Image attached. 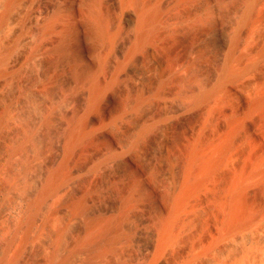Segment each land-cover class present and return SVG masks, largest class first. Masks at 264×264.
Listing matches in <instances>:
<instances>
[{
	"label": "bare ground",
	"instance_id": "1",
	"mask_svg": "<svg viewBox=\"0 0 264 264\" xmlns=\"http://www.w3.org/2000/svg\"><path fill=\"white\" fill-rule=\"evenodd\" d=\"M36 1H38V0H3V4H2L3 8L0 11V34L1 33L4 34L6 32L11 31V37H12L11 39H13V40L18 39L19 40V42L17 43L18 45H20V42H27V43L30 42V44H32V42H34V43L39 42L38 45H41V48L39 49V47L35 44L39 50H36V52H32L31 54L28 52L29 56L32 58H35L38 55V53L43 52L44 53L43 58H44V55L46 56L45 52H48V54L50 52V55H51V53L56 55L55 58H52L54 63L57 64L56 66H58V64L60 63L59 61L64 60L66 62V64L68 65V67L65 65V63H64V66H66L67 69L70 66L72 69L73 77H72L71 81L74 82V86H75L74 90H76V92L78 90H80L79 93L77 92L78 94H80L82 92L81 94L83 95L85 111H86V109L88 111H90V113L88 112V114H92L91 112H94L92 115H95V112L96 113L99 112V113H102V115L106 117V114L108 113V111L112 112V110H113V112L115 111L116 115L121 117V119H120L117 116L119 118L118 120L119 121L121 120V122H124L123 125H125V126L127 124V128L125 126H123L126 128V130H125V134L121 135L122 137L114 135L115 132L118 133V130H119V132H121V134H122V132L124 133V131H123L124 129H122V127L121 128L118 127L119 126L118 125L117 126L118 130H117L115 126L121 122H119L116 117H114V119L116 118V121H118V123L116 121L114 122V119L110 118V119H112V121L114 123L110 121L111 124L110 125L108 123L107 124L109 126H113L112 125V123H113L114 124L113 127H114V129H116V131L112 130L110 128L108 129L107 128L108 125L105 126L106 125L105 124L106 122H105L104 126L106 128L103 127V129H106V130L103 131V129H102V132L100 133L99 131H101V130L99 129V131L97 132V134L100 133L97 135L98 136L97 139L101 143V146L103 145V149L100 151H97L99 149V147L96 146V147H94V149L90 147V150H92V152H91L89 150V146L85 143V138H86L87 132H89L88 129H90V128L87 129V127H89L88 125H91V123H92L91 130H90L91 132H89V133H92V128L94 129L93 124L97 123L94 120L96 116H93L94 119L91 116L92 117L90 119L91 123H89V124L87 123L88 125L85 124L87 126L86 127V129L88 130V131L86 130L87 132L85 131V129L83 131V129H82L83 127L81 128L82 124H80V129H78V130L79 131L81 130V132L76 131L77 133L75 132V130H76L74 127L75 125L72 124V122H74V123L76 122V125H77L76 127L78 128L79 124H77V123H80V122H77L76 119L78 117L76 115H78L79 113L78 112H77L78 114L75 113L76 115H74V116L77 117V118L75 117L76 119L74 118L75 121L73 120V116H72V119H71L72 122L69 124L70 126L71 125L72 126H71V128H69V130L70 129L73 130V127H74V131H71V130L69 131L68 130L69 125L66 126L67 130H68V132H67L68 136H66L67 138L64 136L66 139L64 138L65 141L62 140L64 142L61 144L62 146H61L60 154L58 155L59 157L56 155L58 157V159L55 163L56 165H54V168H51L52 170H50L51 171L50 174L47 175L48 176V177H46L47 179L44 180V182H46L45 183L46 188L43 187L44 185H42V184H44V183H42L40 185V187H43L44 190L42 192L39 191L41 194L39 193L40 195L38 194L39 196L37 195V197H38V199H40V196H41V198H43V197L45 198L47 196L49 199L46 200L43 198L42 201L48 202V200L53 199L52 196H54V194H58L59 192L64 193L63 191H60V190H63L64 188L67 189L70 185L67 186L66 183L67 182L69 183V181L66 182V180H67V178L65 180L66 174H63L64 173L63 171L67 170L69 172L72 170L69 167L70 165L68 163L77 159L76 158L77 156L74 155V152L76 149H78V151L80 149V151H81V152L79 151L80 153H78V151H77V154H79L78 161H79V159L81 160V158H83L82 160H83L84 165H81L82 163H79L82 161H79V162L75 161V163L78 162L81 165V168H79L80 165L78 166V170L80 169L79 171H77V167L75 170L77 172L82 173V174L84 173V174L88 175L87 177L83 176L84 178H88V180H86L87 186H86V184H84L85 182L83 181L84 183H82L83 185H81V186H84V185L86 186V187L85 186L82 187L83 193H81L77 199H76V197H74L76 195V193H75V195L73 196L75 200L73 199L71 201V203H69L71 200L69 198L70 200L67 203L68 206H66V205L65 206L68 209L70 208V210L68 212H72L71 213L72 216L68 215V217H70L69 220L71 218H76V215L77 216L80 215L81 218H83L82 216H84V219H82V220H84V222H82L83 227L81 226L82 229L79 233L77 231L76 232L77 234L75 236L73 234V237L72 238L70 237L71 239H70V242H68V245L65 244L67 246L61 250V247L63 248V246H65V245H63V242H64V239H66V233H67L66 231H68L67 228L69 226H70V228L72 226H74L72 224H71L72 225L71 226L70 222H69V224L66 222V224L68 225V227L64 226L66 228V231L64 230L65 229L64 228L62 231L59 230L58 233L56 231L55 232V233H57L56 235L53 234V235H55L54 236L55 239H53L55 248L53 249V251L51 253H49L47 259L45 258V261L43 263H41L43 261L42 260L40 263L41 264H264V161H262L263 158H262V160L259 161V158H260V156H259V158H257V160H258L257 161L256 157L253 158V156H252V158L254 159V161H253L254 163H251V165L252 164L253 165L249 166L248 162H247V165L250 167V169L247 170L246 167H244V169L242 168L243 170H245V169L247 170V171L245 170L247 173L244 171L245 174L241 173L243 171L242 169H241L242 171L241 170L239 171L238 175H236L237 173H235L236 172L235 170L233 173H231V171H233V170H231L230 171L231 174L234 175V173H235V177L233 178L231 183L229 182V184H231V185H226V184L223 185V184L219 183L220 185H218V186H209V181L211 179H214L216 177V174L217 175L219 174L217 168L218 167L220 168V166L222 167V165L218 166V164H219L218 160H220L221 156L219 155L218 160H216L217 158L213 157L214 159L209 158L210 160L207 159L208 161H205L203 163L202 161H204V160H202L201 158L203 157L202 154H204V153L201 152V150L199 148V145H201V144L198 143V141L200 140L199 135H203V132L199 135L197 134V132H194L197 134V137L196 138L194 137L196 139V141H194V139H192L194 144L191 143L193 145L191 148L188 145L190 150H188L189 148L187 149L189 151V153H187L188 154L187 156H189V158L184 157L186 155V153L184 156L181 154L184 158H186L184 160V158L181 156V158H183V160H184V161H181V159L179 157L180 155L178 156L179 157L178 158L177 155L174 154L177 157L176 160L178 161V159H180L181 163L182 162L184 163L185 161H187V158H188V162H185L184 166L182 165V167H183V168L181 167L182 170L177 171V168L180 167L181 163L179 166L177 165V168H176L177 162L175 163L176 160L174 161L175 158H173L172 154L170 153L171 151L169 150V146L171 145L170 140H172V138L174 139L176 135L172 138L170 137L173 134V133L171 134V132H172L171 126H173V125H172V123L169 122V119H168L170 117V114L173 117L174 116L178 117L180 115L184 116L182 114L184 106L179 101H182V100L185 101L186 100V102L188 101V102L192 103L194 106H198V105H201L203 103L205 104L206 101L213 100L214 98H217L218 96L220 97L223 94H225V96H229L228 94L226 95V93H231L230 96L232 95V97H233L234 96L233 91H235V90L236 91L238 90V92L240 91L241 88L239 86V81H238V80H240L239 78L245 74H246L245 77H247L248 73H250L253 70H255L256 68H258V67H256L259 64L258 58L260 60H261V58L264 59V47H262V46H261V48H263V49L259 50L258 52L255 50L256 52L254 51V54H247L246 55L244 53V54L240 55L237 53V50H236L237 47L242 46V45L238 46V44H237L238 36L242 35V30L246 31V29H243L244 26H248L247 25L248 23L250 24V22H254V21H252V19H253L252 14L255 13L253 11H254V9H256V5H258V3H261L262 0H245V5H244V8H242V9L240 8V5H239V8L241 9V11H240L241 13L239 12L240 14H238V16L240 17V19L237 18L238 16L236 17L237 20L233 17L237 21V23H236L235 21H233V18H231L232 21L235 22V24H236L235 37L229 41L228 40V36L230 35L229 33H227V34H229L228 36L224 35L225 34L224 32H223L224 34H220L221 36L223 35V38L220 41V49L223 52L222 62L220 63L221 69L219 68L220 72L218 71L220 74L217 75L218 72L216 73V75L210 74L211 75V77L209 75L210 78L207 75H205L206 77H204V78H206V80L205 79L200 80L199 74L201 75V73H203L202 70H200L201 73L197 72L198 75H195V72H192V73H194V75H192V73L189 72L191 74L192 79L194 77V80H193L194 82H195V80H196V82L198 80L203 81L202 83H200V81H199V84L197 83L198 84L197 86H194V85H196V82H195V84L191 85L193 82L190 83L192 81L190 79L191 78L190 76H189L190 81L187 78L184 80L183 79L179 80L176 76H174L175 74L170 73V70H171L170 67L172 65H176V66L178 65L179 70L177 68H172V69H173V71H175L174 69H177L176 71H178V74H179L180 68L183 67V65L181 67H179V65L181 64V61H182L180 49H184V48H182L183 47V44H182V47H180V48L178 47L177 49L172 50L175 46L172 48L171 44L172 43L176 44L177 42H179L177 36L180 37L179 34L183 35L184 32L187 31V29H189L188 32H191L192 27L189 25L196 24L197 26L198 25L200 26V24L203 23L204 24V25H202L203 29H204V27L206 29V26H205V24H206L208 27L207 28L208 30H209V28H213L214 25L216 27V24L218 23V22L215 23V20L216 21L218 20V19H215L218 15L216 11L219 8L217 9L218 5H217V7H214L212 5V3H213L212 1H214V0H204V3H202L203 0H202V2H200L199 0H160V3H159V0H55V5L52 4V2H50L52 4V7H53V5H54V7H53V9L51 8L52 10H50L51 12L49 11V14L43 15L42 12H40V9L38 8L39 12L36 11L37 9L34 10L33 12H31V10H30V14L24 15V16H26L25 19L22 18V14H24L26 12L28 13V10L30 8L33 9L32 6H34V4H36ZM197 1H198V3H196V5H195V2H197ZM239 1H242V0H239ZM158 3H159V5H158ZM215 3H213V4L215 5ZM235 4H236V2H235ZM189 6H190V8H189ZM35 7H36V5H35ZM234 7H235V5H234ZM215 8L217 10H215ZM238 9H237V11H238ZM235 10H236V8H235ZM230 13H231V11H230ZM259 13H260V11L258 12V14ZM215 14H217V15H215ZM229 16H231V15H229ZM225 17H227V16H225ZM226 19H230V18H226ZM238 19H239V21H238ZM255 19H257V18H255ZM263 19L261 21H263ZM159 20H160V22L161 21L163 22V24H162L163 26H165V24H166V27H167V25H168L170 27V31L173 29L172 30L173 35H171L170 37L168 36V37L174 39L173 36L174 37L176 36L175 37L176 40L174 39L176 42H174V41L173 42H167L166 41L167 39H164V41H166V42H163V40L161 39L163 37L160 38V35H162V34L159 31H158V34H160V35L158 37L156 36V35H158L156 30H158L159 27L157 29H155V27H156L155 25L159 24ZM20 21H22V22H20ZM257 22H259V21H257ZM257 22H254V23H257ZM198 23H200V24H198ZM222 23L223 22H221V24ZM254 23H252V24H254ZM235 24L233 23V25H235ZM159 25L161 26V24H159ZM222 25H224V23ZM259 25H261V24H259ZM199 26L197 28H199ZM222 27H220V28H222ZM194 28H196V27H194ZM217 28H219V26H217ZM232 28H233V26H232ZM255 28H257V27H255ZM199 29H201V28H199ZM208 30L206 32H208ZM164 31L168 32L169 29L165 28ZM225 31H227V29ZM244 33L246 34V32H244ZM167 34H169V33H167ZM167 34L164 35L166 38H167ZM170 34H171V32H170ZM251 34H249V35H251ZM153 35L156 36V39H161L162 42H160V40L158 42H154V41L152 42L151 41L152 39L155 40ZM182 35H181V38L183 39ZM209 35L210 34H208V36ZM211 35H213V34H211ZM201 36H200V38H201ZM184 37H185V34H184ZM256 37L259 38L258 36H256ZM203 38H201V40ZM239 38H241V37L239 36ZM186 39H187V37H186ZM188 39H189V36H188ZM193 39H195V38H193ZM193 39H192V42H193ZM259 39L261 40V38H259ZM238 40H240V39H238ZM254 41H255V39H254ZM83 42H86V44L89 43L87 45L88 48H84L86 46H83L84 45ZM195 42L196 41H194V43ZM187 43L188 42H186L185 44L190 46L189 43H191V42L189 41V43L188 44ZM194 43H191V44H194ZM198 43L199 42H197V44ZM22 44H21V46H22ZM174 44H172V46ZM185 44H184L185 48H188V47H186ZM197 44L195 43V45H197ZM191 47H193V48H192V50L190 49L191 52H189V53L190 54L192 53V55H197L196 53L202 54L204 49H207L208 47H213V45L207 46V47L205 45L206 48L203 46V47H198L197 49H195L194 45H192ZM26 48H24V49H26ZM10 49H11V47H10ZM217 49H218V47H217ZM251 49H253V48L251 47ZM4 50H5V48H4ZM30 50H33V49H30ZM208 50L210 52L211 48H209ZM238 50H239V48H238ZM1 51H2V49H1ZM13 51H15V50H13ZM33 51H35V49ZM181 51H183V50H181ZM206 52L209 53L208 51H206ZM206 52H205V54H206ZM11 53H12V51H11ZM21 53H19V54L21 55ZM4 54L2 53L3 56H4ZM6 54L8 56L7 52H6ZM200 54H198V55H200ZM203 54L200 56L201 57L204 56ZM209 54L211 55V52ZM26 55H28V54H26ZM186 55H188V54L186 53ZM210 55H208L209 59H211ZM38 56L40 57V54ZM167 56L169 57V59L167 58ZM170 56H174V58L170 59ZM197 56H196V58L199 57V56L198 57ZM11 57H13V55H11ZM18 57L19 56H15V58H18ZM25 57H24V61H25ZM4 58H6V57H4ZM15 58L12 59V61L15 60ZM50 58H51V56H50ZM196 58H195V60L198 61V59H196ZM205 58L207 59V61L209 60L208 57L204 56L203 59L205 62H206ZM213 58H214V55H213ZM213 58H212V60H213ZM7 59H11V58H7ZM44 59H46V57ZM52 59H51V61H52ZM199 59H200V57H199ZM0 60H1V58H0ZM28 60H26V62ZM34 60L35 59H33L32 61H34ZM37 60L39 61V59H37ZM40 60L43 62V59H40ZM190 60H192V59H190ZM202 60L200 59V62L202 64H204L203 63L204 61L202 62ZM21 61H23L22 58L16 60L15 62L13 61L14 63H17L15 65H18V63H19V65L16 66L19 69L23 65L22 64L20 66ZM216 61H218V60H215V62L214 61L213 62L216 63ZM219 61H220V59H219ZM2 62H0V64ZM4 62H6V61H4ZM184 62H188V61H184ZM210 63L213 64L212 62H210ZM38 64L39 63H37V65ZM55 64L52 63V65H55ZM61 64H63V63H61ZM186 65H184V67ZM190 65H191V63H190ZM216 65H218V64H216ZM0 66H3V65L1 64ZM11 67L13 68V66H11ZM16 67H14V68H16ZM34 67H37V66H34ZM207 67H209V66H207ZM32 68H33V65H32ZM52 68H53V66H52ZM60 68L61 67H59V69ZM210 69H211V67H210ZM16 70H18V69H16ZM52 70L54 71V69H52ZM64 70H65V68H64ZM64 70H62V72H64ZM184 70L186 71L185 68H184ZM207 70H208V68H207ZM207 70H206V72H207ZM214 70H215V68H214ZM259 70H261V69H259ZM50 71H51V68H50ZM187 71H190V70L188 69ZM187 71L184 72L183 74H181L180 76L182 77L185 73L189 74V73H187ZM197 71H199V70H197ZM12 72H13V70H12ZM24 72H26V71H24ZM46 72H45V74H46ZM66 72L71 73L68 71H66ZM253 72L256 73L255 71H253ZM39 73H41V72L39 71ZM180 73H182V72L180 71ZM35 74L37 75L38 73H35ZM54 74H55V72H54ZM41 75H39V76H41ZM63 75L66 76L65 72ZM44 76H47V75H44ZM55 76H57V75H55ZM186 76H188V75H186ZM32 77H34V76H32ZM57 77H59V76H57ZM68 77H70V76H68ZM201 77H203V74L201 75ZM7 78H8V76H7ZM48 78L50 79V77H48ZM48 78L44 81L46 82L47 80H49ZM62 78H64V77H62ZM66 78H67V76H66ZM184 78H185V76H184ZM36 79H37V81L39 80V78H37V77H36ZM36 79L35 80L33 79L34 81H32L31 79L30 80L32 82H35ZM74 79H75V81H74ZM242 79H243V77H242ZM50 80H52V79H50ZM50 80H49V82H50ZM67 80H68V82L70 81L69 78H67ZM236 80L238 82H236ZM44 81L41 82V79H40L39 82H41L42 84L40 83L39 87L41 85L44 86V84H43ZM124 81L130 82L129 84L133 85V87L130 86V88H128V86H127L128 84L126 83L127 85H125ZM28 82H29V80H28ZM39 82L38 83L36 82V84H39ZM49 82H47V83H49ZM121 82L124 83L125 87L127 86V88H128L127 90L123 91L124 86L122 87L123 90H121L119 88L122 85V84L120 85ZM234 82H236V84L238 83V86H239L238 88H240V89L237 88V89L233 90L231 88L232 86L236 85V84L233 85ZM245 82H247V81H245ZM187 83H188V86L187 85L184 86V84H187ZM3 84H5V82ZM3 84H2V86H3ZM56 84L57 83H55V85ZM251 84L252 83H250V86H251ZM33 85L31 86L32 89L34 88ZM51 85H53V84H51ZM69 85H71V83ZM240 85H242V84H240ZM2 86H1V88H2ZM48 86H49V84L47 86L45 85V87H47V88H48ZM62 86L63 85H61V87ZM65 86H66V84H65ZM31 87L29 85V88H31ZM42 87H41V90H42ZM45 87H43L44 93L49 92V90ZM51 87H50V91L52 90ZM58 87H60V86H58ZM247 87H248V85L246 86V88ZM71 88H73V87H71ZM71 88L69 86L67 90H69ZM56 89L58 90L57 87H55V90ZM64 89H66V88H64ZM36 90H34V91L36 92ZM53 90H52V92H49L51 97L53 95L52 93L54 92ZM10 91L13 92L12 90H10ZM10 91H8V93ZM38 91H40V90H37V92ZM64 91H66V90H64ZM70 91H72V89L69 90V92ZM42 92H40V93H42ZM60 92H62V91H60ZM242 92H243V90H242ZM49 93L47 94L48 96H49ZM64 93H66V92H64ZM259 93H260V91H259ZM55 94H57L56 91H55ZM78 94H76V95H78ZM239 95H240V92H239ZM18 96H19V94H18ZM57 96H58V94L56 95V97ZM59 96H58V98H59V100H61L60 98H62L63 96L62 97L61 96L59 97ZM225 96L223 95L222 98H226ZM4 97H5V94H4ZM41 97H43V96H41ZM243 97H244V94H243ZM255 97L261 98L260 96H255ZM36 98H37V96H36ZM227 98H229V97H227ZM236 98H239V96L237 94L235 95L234 100ZM44 99H45V97H44ZM54 99L51 98L52 101H54ZM69 99H67V100H69ZM220 99H221V97L219 99H216L217 102L214 103V105L217 104L216 106H218V104H219L218 101H221ZM239 99H236V100L239 101ZM246 99H247V96H246ZM261 99H262V101L258 102V100H257V102L254 105L251 104V105H253V107L251 106L252 108H249L250 106L249 107L247 106V108L252 109L254 111V113H255V111H256V113L257 112L260 113V116L262 117V120H263V118H264V100H263V98H261ZM13 100L15 101V99H13ZM34 100H36V99H34ZM48 101H46V102H48ZM56 101H58V100H56ZM61 101H63V100H61ZM246 101H245V103H246ZM248 102H249V100L247 101V103ZM31 103H33V101H31ZM209 103H206L208 105L205 107L209 108L211 106V105H209ZM249 103H251V100ZM18 104H19V102H18ZM49 104H51V103H49ZM210 104L213 105V103H210ZM237 104H238V102H237ZM214 105H213V107H214ZM239 105H241V104L239 103ZM41 106H43V105L41 104ZM47 106H50V105H47ZM187 106H189V104ZM40 108H42V107H40ZM80 108L82 109L83 107L81 106ZM190 108H192V106ZM208 108H206V109H208ZM244 108H246V105ZM27 109H28V107H27ZM199 110H201V109H199ZM213 110H214V112H216L215 107H214V109L212 108L211 111L213 112ZM239 110H240V108H239ZM20 111H22V110H20ZM44 111H45V109H44ZM185 111L187 112V114L185 113L186 116H184V118L185 117L187 118L188 113L189 112L192 113L191 112L192 109L190 111H187L185 109ZM233 111L234 110H232V112ZM13 112H14V110H13ZM29 112H30V110H29ZM29 112H27V114ZM31 112H32V110H31ZM56 112L58 113V111H56ZM74 112H76V111H74ZM207 112H209V111H205L204 113L207 114ZM212 112H210V114H212ZM246 112H247V109H246ZM193 113H196V111L195 112L193 111ZM228 113H230V112H228ZM238 113H239V111H238ZM249 113H250V110H249L248 114ZM50 114L51 113H49V115ZM63 114H65V113H63ZM81 114H82V116H84L83 113H81ZM109 114H111V113H109ZM213 114H215V113H213ZM219 114H221V113H219ZM248 114H246V115L248 116ZM252 114H250V115H252ZM35 115H36V113H35ZM51 115L47 116L50 118V120H47L48 118H46V117H45L46 119L44 117H42L45 119V122H46V123L44 122L45 124H47V121H49V123H52V122H50L51 118H52ZM99 115L97 117H101ZM233 115H234V113H233ZM253 115L251 116L252 118H253ZM57 116H59V115H56L55 119ZM89 116L85 115V117H89ZM103 116H102L101 120L106 119L105 117L103 118ZM167 116H169V117H167ZM182 116H180V117H182ZM226 116H228V115L226 114ZM239 116H242V115H239ZM256 116L259 117L258 115H256ZM256 116H254L255 120H257ZM107 117H108V114H107ZM180 117H178L176 119V121L178 119H180ZM244 117L246 119V116H244ZM165 118H166V120L168 119L167 122H166ZM227 118H229V117H227ZM242 118H243V116H242ZM247 118H249V116ZM37 119H40V118H37ZM55 119L53 118L54 121H55ZM108 119H106V120H108ZM101 120L99 121V123H101ZM244 120L242 119L240 121L243 122ZM172 121H175V120L172 118ZM259 121H261V120H258V122ZM55 122H53V123H55ZM229 122H230V120H229ZM229 122H227V123L229 124ZM258 122H256V123H258ZM84 123H86V122H84ZM115 123H117V124L115 125ZM263 123H264V120H263ZM63 124H65V123H63ZM190 124H192V123H190ZM261 124H262V122H261ZM120 125H122V124H120ZM204 125H206V124H204ZM207 125H206V128H207ZM236 125L234 126L235 128H237ZM243 125L241 126V128L245 127L247 124L245 126H243ZM253 125H254V123H253ZM262 125H259V126H262ZM37 126L38 125H36V128H37ZM183 126H185V124ZM202 126H203V123H202ZM251 126L252 125L250 124V127ZM31 127L33 129L32 125H31ZM41 127H42V125H41ZM230 127H232V126H230ZM235 128H232V129H234V131H235ZM247 128L249 130L252 129L249 127H247ZM121 129H122V131H121ZM174 129L173 130L176 131V128H174ZM203 129H204V126H203ZM224 129L225 128L223 127V130ZM239 129L240 128H238V131H235L233 133H230V134L227 133V135L228 134L229 135H228V137H224L225 140L227 138L226 142L224 141L225 143L221 142L220 140H218V142H216L219 144H220V142L224 143L223 145H221V144L220 145H217V144L214 145V144H212L213 141H212V143L211 142L210 143L213 145V147H215L217 145L216 148H219V150L216 149V151L218 150V152L223 151L224 149L228 150L229 148L227 149V147H229L230 141H232V137L235 136L236 132H239L237 134H242L241 133L242 130L240 129L241 130L240 131ZM244 129H246V128H244ZM111 130H112V132H111ZM223 130H221V131H223ZM113 131H114V133H113ZM197 131H198V129H197ZM225 131H226V129H225ZM230 131H232V130H230ZM37 132H38V130H37ZM42 132H44V131H42ZM250 132H251V130H250ZM17 133H18V131H17ZM21 133H23V132H21ZM194 133H193V135H196ZM0 134H1V132H0ZM24 134H26V133H24ZM65 134H66V132H65ZM93 134L94 133H92V136H93ZM118 134H120V133H118ZM153 134H155L154 138L158 137L160 139L161 148L159 147L158 149L159 150L161 149V150L157 153V156H156V153L154 152L155 155H153V156H155V157H152V160L154 158H156V161L151 160L153 163V165H152L153 169H151V168L149 170L148 169H141V168L137 167L138 165L136 166L134 164V162H135V161L133 162L134 156H136L137 151H139L141 149L144 150L143 147L148 145L147 144L148 140L151 141L150 139L153 138L152 137ZM247 134H248V131H247ZM221 135H222V133H221ZM251 135H254V134H251ZM251 135L249 134V136H247L245 133L244 136L245 137L247 136V138H248ZM33 137H36V135ZM94 137H90V138L94 139ZM183 137L184 136H182V138ZM221 137H223V136H221ZM239 137H240V135H239ZM243 137H240L239 139L242 141ZM252 137H250V138L253 139ZM87 138L89 140L88 135H87ZM198 138H199V140H198ZM207 138H209V137H207ZM234 138L238 139L237 137H234ZM7 139H8V137H7ZM91 139H90L89 143L96 142L95 140H91ZM202 139H204V138H202ZM221 139L223 140V138H221ZM239 139L236 140V142L238 141V143H239ZM202 141H201V143H202ZM1 142H3V141H1ZM154 142H155V140H154ZM180 142H181V140H180ZM186 142H187V140L185 141V143ZM196 142H197V144H195ZM205 142L206 141H204L202 144H204ZM236 142L234 141V143H236ZM257 142H258V140H257ZM210 143H209V145H210ZM92 144H95V143H92ZM155 144H158V142ZM181 144H183V143H181ZM240 144L242 145V144H244V142L242 141V143H240ZM149 145H150V143H149ZM201 146L205 147L206 145H201ZM218 146H220V147H218ZM18 147H19V145H18ZM57 147H59V146H57ZM156 147H157V145H156ZM207 147H209V146H207ZM232 147H230V148H232V151H234V147H236V145L234 144V146H232ZM246 147H247V145H246ZM154 148H151V149H154ZM237 148H238V145H237ZM95 149H97V150H95ZM172 149H173V147H172ZM220 149H223V150H220ZM18 150H20V149H18ZM33 151H35V150H33ZM42 151H44V150H42ZM57 151H58V149H57ZM147 151H149V150H147ZM153 151H155V150H153ZM179 151L176 150V152H178L180 154L182 150H179ZM105 152L109 153L106 157H104L105 155H103ZM184 152H186V150ZM211 152H213V151H211ZM173 153H174V151H173ZM209 153H208V155L212 156V154L211 153L209 154ZM215 153H213V155H215ZM228 153H231V152H228ZM22 154H25V151ZM17 155H19V154H17ZM147 155H149V156H145V157L151 156V154H149V153ZM88 156H89V159H87ZM205 156H207V154H205ZM209 156H207V158ZM228 156H229V154H228ZM145 157H144V160H147L148 158H145ZM73 158H75V159H73ZM101 158L110 159V162H111V164H113V168L115 171H113V168L111 170L110 167H109L110 169L107 168V170H105V168L104 169L102 168L103 169L102 170L101 166H98L99 165L98 163H100V165L102 164ZM71 159H72V161H70ZM141 159H139V161ZM224 159H225V157H224ZM222 160H223V158H222ZM34 161H35V159H34ZM106 161H108V160H106ZM180 161H178V163ZM224 161L222 162L223 164L225 162L228 163L227 162L228 159H227V161H225V162ZM110 162H108V165H110L109 164ZM140 162H143V161H140ZM144 162L146 164V161H144ZM201 162L203 163V165L201 167H198L202 164ZM78 163H77V165H78ZM103 163H105V161ZM135 163H138V162H135ZM198 163L199 164L201 163V164L199 165ZM18 164H19V162H18ZM151 164L148 165V163H147L146 166L147 165L151 166ZM225 164L222 167L223 169L225 167ZM228 164H226V165H228ZM45 165H46V163H45ZM67 165H69V166H67ZM104 165L102 164L103 167H107L106 163ZM142 165H143V163H142ZM13 166H15V165H13ZM40 166H42V165H40ZM97 166L100 167V169H101L100 173H101V171H105V172L109 171V172H107V173L103 172L102 173L103 175L102 174H96V172H93V173H95V175H93L92 170H95ZM114 166L116 167V169ZM238 166H240V165H238ZM245 166H246V164H245ZM2 167H4V166H2ZM35 167H37V166H35ZM73 168H75V166ZM143 168H145V167H143ZM181 168H178V169H181ZM18 169H19V167H18ZM68 169H70V170H68ZM221 169H220V172H221ZM239 169H240V167H239ZM153 170H156V172L153 173ZM6 171H7V169H6ZM6 171H5V173H6ZM35 171H37V170H35ZM95 171H97V170H95ZM224 171H225L224 173H229V171H227V172H226V170H224ZM44 172H46V171L42 172V177H43ZM21 173H22V171H21ZM48 173H49V171H48ZM48 173H45V174H48ZM104 174H106L105 178H104L105 181H103L104 180L103 178L101 179V175L103 177ZM32 175L30 174V176H32ZM79 175H81V174H79ZM90 175H93L92 176L93 178H91ZM97 175H98V177H100L99 179H101V181L105 182L104 188L102 187L103 185L101 186L104 189L101 193L99 190L100 188H98V186L102 182L100 181V183L98 182V184H97V182H96L97 180L96 181L94 180V178ZM226 175H228V174H226ZM8 176H10V175H8ZM20 176H21V174H20ZM81 177H80V179H81ZM32 179H31V181H33ZM36 179H38V178H36ZM69 179L72 180V178H69ZM26 182H29V181H26ZM71 183H72L71 185H73V184L75 185V182L74 183L71 182ZM250 183H252V186ZM36 184H34V185H36ZM246 184H248V186L250 184V186L252 187L251 188L252 191L250 188L247 187ZM213 185H216V184L214 183ZM58 186H61V187L66 186V187H64V188L60 187L61 189H59ZM81 186H80V188H81ZM8 187L9 186H7V188ZM75 187H77V186H75ZM38 189H39V187H38ZM82 189H80V190H82ZM4 190L6 191V189H4ZM7 190L9 191V189H7ZM41 190H42V188H41ZM0 191H2V189H0ZM17 191H19V190H17ZM32 191L33 190H31V192ZM9 192H11V190ZM9 192H7V193H9ZM13 193L15 194V191ZM27 193L30 194V191ZM33 194H35V193H33ZM59 194H61V193H59ZM10 195H12V192L10 193ZM16 195H17V193H16ZM68 195L66 194V196H68ZM92 195H97V197H98V195L99 196L102 195V197H105V200L108 197V198H110L111 201L109 200L110 203L108 205V202H106V203L102 202V201H104V200H102L103 199L102 198L101 201H99V202L97 200L96 201L98 203H103L106 206H101L103 204L95 205L97 203V202L95 203L93 201V200H95V198L93 200L90 199V197H92ZM55 196H57V195H55ZM15 197L18 198V195L14 196L13 198L11 196V198L13 200L17 199ZM71 198H72V196H71ZM64 199H62V200H64ZM98 199H99V197H98ZM23 200H25V199H23ZM7 201H8V199H7ZM36 201L35 202L33 201L35 204H33V202H32V204H30V206L32 207V205L33 206L36 205L37 208H40V207L42 208L43 207V206H41V205H43L42 201L40 202V200H38L37 203H36ZM14 202H16V201L14 200ZM38 202H40V204H39L40 207H38ZM45 202H44V204H45ZM60 203H59V205L62 204V203L61 204ZM23 204H25V203H23ZM12 206H13V204H12ZM30 206H28V208ZM94 206L96 207V209ZM10 207H8L7 209L8 210L11 209ZM45 207L46 206H44L43 208H45ZM59 207L61 208V206H59ZM23 208L25 209V207H23ZM23 208L20 209L22 211V213L24 211ZM28 208H26V209H28ZM43 208H42V210H43ZM7 209H5V210H7ZM17 209H19V208H17ZM15 210L13 212H15ZM32 210H35V209H32ZM32 210L31 211L28 210V211H30L33 215L34 214L33 212H35V211H32ZM54 210H56V209H54ZM39 211H40V209H39ZM39 211L36 213H39ZM56 211H58V210H56ZM5 212L0 213V214L3 215ZM25 212H27V210L24 211V214H25ZM66 212H67V210H66ZM22 213H20V214H22ZM53 213L55 214V216L53 215V217H56V215L58 216L59 212H56L57 214L55 212H53ZM5 214H8V213H5ZM27 214H28V212H27ZM27 214H25V216H28V217H25V219H23V221H22V218H24V215L22 214V216H21L22 218L20 220L21 223H23L24 227L21 224H16V225H21L23 228V229H21L20 228L21 226L20 227L17 226V227H19V229L18 228L17 229L20 232H22V230H23V232L21 234L18 232L15 233V236L17 233L19 235H21V238L17 235L18 240H20L19 241L20 245L18 244V242H16L19 245V248L17 245L15 247V243L13 242V238L11 239L12 240L11 243H14V244L10 245L11 248L9 250H11L13 246L18 250H15L14 256L12 255V257H11L12 259L10 258L9 254L7 253L9 256L8 258H10L11 260L8 259L7 262L6 261L5 262L0 261L1 262L0 264H14L15 262H16V264H19L21 259L25 260L21 256V253H22L21 250L23 249L21 247L25 248V246H27L26 244H28L29 240H31V237H32V236H30V232L31 233H32V231L34 232L33 229H35V228L37 229V227L39 225L38 223L42 220V218L39 219L41 216H39V218H38V214L36 215L37 217H34L35 214H34V216H32L31 214H29V215H27ZM50 214L51 215L49 217H52V213H50ZM64 214H66V213H64ZM64 214H63V216L65 217ZM8 215L11 216V214H8ZM12 215H13V213H12ZM16 215H17V213H16ZM41 215H42V213H41ZM3 216L0 215V217H2V218L7 217V215L4 217ZM10 216H8L9 219H10ZM53 217H52V219H53ZM79 218L80 217H78L76 219H79ZM37 219H39L40 221H38ZM57 219H60V216ZM24 220H25V223H24ZM36 220H37L36 225L38 224L37 226L34 224L36 222ZM73 220H75V219H73ZM64 221H65V219H64ZM71 221H72V219H71ZM7 224L9 225V223H7ZM42 224L44 225V223H42ZM42 224H40V225H42ZM62 224H63V222H62ZM34 226H36V227L34 228ZM32 227H33V229H31ZM41 227H43V226H41ZM6 228H7V226H6ZM44 229H45V227H44ZM46 229H47V227H46ZM0 230H2V229H0ZM72 231L74 232V230H72ZM72 231H71V233H72ZM36 232H39V231H36ZM52 232L53 231H51V233ZM35 235H37V234H35ZM37 238H36V240H37ZM14 239H16V238L14 237ZM16 241H17V239H16ZM67 241H65V242H67ZM4 242L7 244L6 241H4ZM30 244L31 243H29V245ZM33 245H35V244H33ZM3 246H5V245H3ZM35 247H37V246L35 245ZM20 248H21V250H20ZM28 248H29V246H28ZM39 249H41V248H39ZM45 251H46V249H45ZM49 251H50V249H49ZM10 252L11 251H9V253ZM37 252H38V250H37ZM37 252L35 254H37ZM24 253H25V251H23V253H22L23 256H24ZM44 253L46 254V252H44ZM44 253H42V254H44ZM7 254L5 256H2V257H6ZM35 254H34V256H36ZM27 258H28V256H27ZM36 258L37 257H35V259ZM0 259L2 261H4L6 258L5 259L0 258ZM39 259L41 260V258H39ZM30 260H32V259H30ZM30 260H29V262H30ZM37 261H38V259H37ZM21 262H22V260H21ZM27 264H28V262H27Z\"/></svg>",
	"mask_w": 264,
	"mask_h": 264
},
{
	"label": "rangeland",
	"instance_id": "2",
	"mask_svg": "<svg viewBox=\"0 0 264 264\" xmlns=\"http://www.w3.org/2000/svg\"><path fill=\"white\" fill-rule=\"evenodd\" d=\"M39 1V2H38ZM38 1H36V4H34V6H32L33 7V9L32 8H30L29 10H28V13L26 12V13H24V14H22V18H26V16H24V15H28V14H30V10H31V12H33L34 10H36L37 12H39V10H38V8L40 9V12H42V14L43 15H47V14H49V11L50 10H52L53 9V7H54V5H55V0H38ZM200 2H202V0H199ZM221 1V2H220ZM225 1V2H224ZM230 1V2H229ZM234 1V2H233ZM243 1V0H242ZM242 1H239V0H214V1H212L213 3H215V5L212 3V5L214 6V7H217V5H218V7H217V9L215 8V10H217L216 12H217V14H215V15H217V17L215 18V19H218L217 21L215 20V23L216 22H218L217 24H216V27H215V25H214V27L213 28H209V30L207 29L208 27H207V25L205 24V26H206V29H205V27H204V29H203V26L202 25H204L203 23L202 24H200V23H198V24H200V26H199V28H201V29H199V28H197L198 26L196 25V24H193V25H189V26H191L192 27V29H191V32H188V30L189 29H187V31L186 32H184V34H185V37H184V34L182 35V37H183V39L181 38V35L179 34V36L180 37H178L177 36V38H178V40H179V42H177L176 44H174V43H172V44H174L173 46H172V44H171V47L173 48L174 46V48L172 49V50H175V49H177L178 47L180 48V47H182V44H183V47L182 48H184V49H180V52H181V59H182V61H181V64L179 65V67H181L182 65H183V67H184V65H186L187 63V65L184 67L185 69H186V71L189 69L190 71H187V73H192V72H195V75H198L197 74V72L198 73H201V71L200 70H202V72L203 73H201V75L203 74V77H201V75L199 74V79L200 80H206V78H204V77H206L205 75H207L208 77H209V75L210 74H215L216 75V73L219 71V68L221 69V62H222V56H223V52L221 51V49H220V41L222 40V38H223V35L221 36L220 34H224V35H226V36H228L229 34V36H228V40L230 41L231 39H233L234 37H235V29H236V24H235V22L237 23V18H239L240 19V17L238 16V14H240L241 12V9L242 8H244V5H245V0L242 2ZM38 2V3H37ZM42 2V3H41ZM45 2V3H44ZM50 2H52V4H54L53 5V7H52V4L50 3ZM199 2V3H200ZM227 2V3H226ZM232 2V3H231ZM235 2H236V4H235ZM261 2V1H260ZM159 3H160V0H159ZM159 3H158V5H159ZM196 3H198V1L197 2H195V5H196ZM202 3H204V0H203V2ZM244 3V4H243ZM3 4V0H0V11H1V9L3 8L2 5ZM39 4V5H38ZM50 4V5H49ZM201 4V3H200ZM220 4V5H219ZM233 6H232V5ZM261 4V5H260ZM35 5H36V7H35ZM44 5V6H43ZM48 5V6H47ZM198 5V4H197ZM234 5H235V7H234ZM239 5H240V8H239ZM40 6V7H39ZM226 8H225V7ZM229 6V7H228ZM231 6V7H230ZM243 6V7H242ZM35 7V8H34ZM44 7V8H43ZM46 7V8H45ZM223 9H221V8ZM234 7V8H233ZM52 8V9H51ZM189 8H190V6H189ZM230 8V9H229ZM235 8H236V10H235ZM239 8V9H238ZM263 8V9H262ZM226 9V10H225ZM232 9V10H231ZM237 9H238V11H237ZM260 9V10H259ZM229 10V11H228ZM264 0H262V2L261 3H258V5H256V9H254V11L253 12H255V13H253L252 14V16H253V19H252V21H254V22H257V21H259V22H257V23H254V22H250V24L248 23L247 25L248 26H244L243 27V29H246V31L244 30H242V35H239L241 38H239V36H238V38H237V44H238V46H241V47H237V53L238 54H240V55H242V54H254V51L256 50L257 52L259 51V50H261V49H263V48H261V46L262 47H264ZM221 11V12H220ZM230 11H231V13H230ZM235 11V12H234ZM260 11V13L258 14V12ZM48 12V13H47ZM51 12V11H50ZM220 12V13H219ZM224 12V13H223ZM240 12V13H239ZM263 12V13H262ZM228 13V14H227ZM226 14V15H225ZM261 14V15H260ZM229 15H231V16H229ZM233 15V16H232ZM225 16H227V17H225ZM238 16V17H237ZM221 17V18H220ZM224 17V18H223ZM236 19H234V18ZM237 17V18H236ZM259 17V18H258ZM162 18V17H161ZM226 18H230V19H226ZM231 18H233V21H235V22H233L232 21V19ZM255 18H257V19H255ZM220 19V20H219ZM223 19V20H222ZM239 19H238V21H239ZM263 19V21H261ZM223 22L224 23V25H222L221 24V22ZM231 21V22H230ZM20 22H22V21H20ZM231 24H230V23ZM261 22V23H260ZM233 23L235 24V25H233ZM252 23H254V24H252ZM159 24H161V26L159 25ZM159 24H157V25H155L156 27H155V29H157L158 27H159V29L158 30H156V32H157V34H158V31L162 34V35H160V34H158V35H156L157 37L160 35V38L161 37H163V38H161L162 40H163V42H176L175 40V37L173 36V38L175 39H172V38H169L171 35H173L172 33V30L170 31V27L167 25V27H166V24H165V26H163L162 24H163V22L161 21L160 22V20H159ZM230 24V25H229ZM252 24V25H251ZM259 24H261V25H259ZM221 25V26H220ZM229 25V26H228ZM163 26V27H162ZM196 27V28H194V27ZM217 26H219V28H217ZM223 26V27H222ZM227 28H226V27ZM231 26V27H230ZM232 26H233V28H232ZM220 27H222V28H220ZM229 27V28H228ZM235 27V28H234ZM249 27V28H248ZM255 27H257V28H255ZM165 28H168L169 29V31L171 32V34H170V32L168 31H164V29ZM215 28V29H214ZM226 30L227 29V31H225L224 29ZM217 29V30H216ZM223 29V30H222ZM253 29V30H252ZM257 31H256V30ZM262 29V30H261ZM167 30V29H166ZM208 30V32H206ZM229 30V31H228ZM249 30V31H248ZM26 31V30H25ZM24 31V32H25ZM255 31V32H254ZM260 31V32H259ZM27 32V31H26ZM25 32V33H26ZM155 32V33H156ZM204 32V33H203ZM211 32V33H210ZM224 32V33H223ZM244 32H246V34L244 33ZM167 33H169V34H167ZM200 33V34H199ZM227 33H229V34H227ZM245 35H244V34ZM252 33V34H251ZM257 33V34H256ZM167 34V38L164 36V35H166ZM203 34V35H202ZM208 34H210L209 36H208ZM211 34H213V35H211ZM218 34V35H217ZM249 34H251V35H249ZM25 35V34H24ZM155 35V34H154ZM153 35V36H154ZM202 35V36H201ZM232 35V36H231ZM260 35V36H259ZM156 36H154V38H155V40L154 39H152L151 41L153 42H158L159 40H160V42H162V40L161 39H156ZM169 36V37H168ZM188 36H189V39H188ZM200 36H201V38H203L202 40H201V38H200ZM243 36V37H242ZM256 36H258L259 38H261V40L259 39V38H257ZM0 48L2 49V51H1V49H0V56L2 55V53L4 54V56L2 57H0L1 58V60H0V62H2L1 64L3 65V66H0V85L2 86V84L5 82V84H3V86H2V88H1V86H0V132H1V134H0V189H2V191H0V210L2 211H0V213H3V212H5V213H8V214H11V216L10 215H8V214H3L4 216H6L7 215V217L6 218H2V217H0V229H2V230H0V258H2V259H5L4 261H2L1 259H0V261L1 262H7L8 261V259L9 260H11L12 258V255L14 256V252H15V250H18V249H16L15 247H16V245L18 246V248H19V245H20V243H19V241L20 240H18V236L21 238V235H19L18 233H22L23 232V230H22V232H20L18 229H19V227L21 226V225H23V223H21V216H22V214L24 215V218H22V221H23V219H25V217H28V216H25V214H27V212H28V214L27 215H29V214H31L32 215V213L30 212L32 209H35V210H32V211H35V212H33L34 214H35V216H34V214L32 215V216H34V217H37L36 215L38 214V218H39V216H41L39 219H41L42 218V220L40 221L39 219H37L38 221H40L38 224L40 225V224H42V223H44V225L42 224V225H38V227H37V229L35 228L37 225H36V223H37V220H36V222L34 223L36 226H34V228L35 229H33V227L31 228V229H33L34 230V232L32 231V233L30 232V236H32L31 237V240H29V242H28V244H26L27 246H25V248L24 247H21V248H23L22 250H21V248H20V250L22 251V253H23V251H25V253H24V256L22 255V253H21V256L25 259V260H23V259H21L22 260V262H21V260H20V262H19V264H27V262H28V264L30 263H32V264H41V263H43L44 261H45V258L47 259V257H48V255H49V253H51L52 251H53V249L55 248V245H54V242H53V239H55V235L59 232V230L60 231H62L66 226L68 227V225L66 224V222L69 224V222H70V225L72 224V225H74V226H72L71 228H70V226L67 228V230L68 231H66V228L64 229L67 233H66V239H64V242H63V245H65V244H67L68 245V242H70V239L73 237V234H74V236L77 234L76 232L78 231V233L81 231V229H82V225H83V223L82 222H84V220H82V219H84V216H82L83 218H81V216L80 215H76V218H78V217H80L79 219H76V218H71L72 219V221H71V219L69 220V218L70 217H68V215H71L72 216V212H68L69 210H70V208L68 209L66 206H68V201L70 200V202L69 203H71V201L74 199V197H76V199L78 198V196H80V194L81 193H83V189H82V187H84V186H81V185H83L82 183H84V184H86L87 182H86V180H88V178H84V177H87L88 175H86V174H82V173H80V172H77V171H79L78 170V166L80 165L79 163H82L81 165H84V163H83V158H81V160L79 159V161H82V162H79L78 161V156H79V154H77V151H78V149H76L75 150V152H74V155H76L77 157V159H75V158H73V159H75V160H73L72 161V159L70 160V161H72V162H69L68 164L70 165H67V166H69L72 170L71 171H63L64 173L63 174H66V176H65V180H66V178H67V180H66V182L67 181H69V183L67 182L66 184H67V186H69L67 189L66 188H64V187H66V186H63V187H61V186H58L59 187V189H61V188H64L63 190H60V191H63L64 193H62V192H59V193H61V194H54V196H52L53 197V199H50V200H48V202L46 201H42L43 200V198H41V196H40V199H38V197H37V195L40 193V192H42L44 189H43V187L44 188H46L45 186H46V182H44V180H46L47 178L46 177H48L47 175H49L50 174V170H52L51 168H54V165H56L55 163H56V161H57V159H58V155L60 154V150H61V144L65 141V139L67 138L66 136H68V134H67V132H68V130H69V128H71V126L69 125L72 121H71V119H72V116H73V120L75 121V119L77 120V122H80V123H77V124H79V126H78V128L76 127L77 125H76V122L74 123V122H72V124H74L73 126L75 127V132L77 131V132H81V130L79 131L78 129H80V124H82L81 125V128L83 129V131H84V129H85V131L88 129V128H90V129H88L89 130V132H91L90 130H91V126H92V123H91V121H90V119L93 117V116H98L99 114V116H101V117H95V119H94V117H93V119L97 122V123H95V124H93L94 125V129L92 128V133H94L93 134V136H92V133H89V132H87V134H86V138H87V135H88V137H89V140H88V138L86 139L85 138V143L89 146V150H90V147L91 148H93L94 149V147H99V149L97 150V149H95V150H97V151H100V150H102L103 149V145L101 146V143L98 141V134H100L101 132H102V129H103V127L104 128H106L105 126H107L108 124L110 125L111 124V122H113L112 121V119H114V117H116L117 118V120L120 118L121 119V117H119L118 115H116V113H115V111L113 112V110H112V112L111 111H108V117H107V114H106V117L105 116H103L102 115V113H96L95 112V115H92L94 112H91L92 114H88V112L90 113V111H88L87 109H86V111H85V106H84V100H83V95L80 93V94H78L79 92H80V90H78L77 92H76V90H74V88H75V86H74V82L73 81H71V79H72V77H73V75H72V69H71V67L69 66V68L67 69V67H68V65L66 64V62L64 61V60H62V61H59L60 63L58 64V66H56L57 64H55L54 63V61H53V59L52 58H55L56 57V55H54V54H52L51 53V55H50V52H49V54H48V52H45V54H46V56L44 55V58L46 57V59H44L43 58V52H41V53H38V55L40 54V57L37 55L35 58H32V57H30L29 56V53L31 54L32 52H36V50H39L40 48H41V45H38L39 44V42L37 43V42H32V44H30V42H20V45H18L17 43L19 42V40L17 39V40H13V39H11L12 37H11V31L10 32H6V33H1L0 34ZM186 37H187V39H186ZM209 37V38H208ZM230 37V38H229ZM5 38V39H4ZM193 38H195V39H193ZM245 38V39H244ZM164 39H167L166 41H164ZM182 39V40H181ZM192 39H193V42H192ZM238 39H240V40H238ZM254 39H255V41H254ZM8 40V41H7ZM11 40V41H10ZM177 40V41H178ZM191 42V43H194V41H196L195 43L197 44V42H199L197 45H195V43L194 44H191V43H189V41ZM253 40V41H252ZM257 40V41H256ZM5 41V42H4ZM181 41V42H180ZM243 41V42H242ZM260 41V42H259ZM7 42V43H6ZM11 42V43H10ZM186 42H188L189 44H190V46L189 45H186L185 43ZM23 43V44H22ZM27 43V44H26ZM88 43V42H87ZM187 43V44H188ZM253 43V44H252ZM260 45H258V44ZM8 44V45H7ZM10 44V45H9ZM21 44H22V46H21ZM26 44V45H25ZM39 47V49H38V47H36V45ZM50 44V43H49ZM83 46H86V47H84V48H88V44H86V42H83ZM86 44V45H85ZM184 44L186 45V47H188V48H185V46H184ZM13 45V46H12ZM24 45V46H23ZM192 45H194L195 46V49H197L198 47H205V45H206V47L207 46H211V45H213V47H208L207 49H204V51H203V55L205 56V57H208V59H209V56L208 55H210L209 53L211 52V55H210V58L211 59H209L208 61H207V59H206V62L204 61V56H200V55H202V54H200V53H196L197 55L198 54H200V55H198L199 57H200V59L202 60V62L204 63V64H202L201 62H200V59H199V57L197 56V55H192V53L190 54L189 52H191L190 51V49L192 50V48L193 47H191ZM9 46V47H8ZM10 47H11V49H10ZM13 47V48H12ZM15 47V48H14ZM19 47V48H18ZM28 49H27V48ZM31 47V48H30ZM205 47V48H206ZM217 47H218V49H217ZM251 47L254 49H251ZM256 47V48H255ZM4 48H5V50H4ZM24 48H26V49H24ZM37 48V49H36ZM209 48H211V50H210V52H209ZM214 48V49H213ZM238 48H239V50H238ZM23 49V50H22ZM30 49H35V51H33V50H30ZM4 50V51H3ZM13 50H15V51H13ZM19 50V51H18ZM30 50V51H29ZM181 50H183V51H181ZM187 50V51H186ZM189 50V51H188ZM11 51H12V53H11ZM24 51V52H23ZM186 51V52H185ZM206 51H208L209 53H207ZM255 51V52H256ZM6 52L8 53V56H7V54H6ZM23 54H22V53ZM29 52V53H28ZM205 52H206V54H205ZM16 53V54H15ZM19 53H21V55L19 54ZM25 53V54H24ZM185 53V54H184ZM186 53L188 54V55H186ZM194 53V52H193ZM219 53V54H218ZM15 54V55H14ZM26 54H28V55H26ZM42 54V55H41ZM48 54V55H47ZM208 54V55H207ZM222 54V55H221ZM11 55H13V57H11ZM25 57V61H24V57ZM51 56V58H50V56ZM54 57H53V56ZM207 55V56H206ZM213 55H214V58H213ZM219 55V56H218ZM15 56H19L18 58H15ZM196 56L198 57V58H196ZM4 57H6V58H4ZM28 57V58H27ZM30 57V58H29ZM49 59H48V58ZM4 58V59H3ZM7 58H11V59H7ZM15 58V60H13L14 62L16 61V60H18V59H23V61H21L20 62V69L18 68V67H16V66H18L19 65V63H18V65H15V64H17V63H14L13 61H12V59H14ZM32 58V59H31ZM167 58L169 59V57L167 56ZM174 58V56H170V59H173ZM195 58L196 59H198V61H196L195 60ZM212 58H213V60H212ZM218 58V59H217ZM3 59V60H2ZM30 61H29V60ZM33 59H35L34 61H32ZM37 59H39V61L37 60ZM40 59H43V62L40 60ZM51 59H52V61H51ZM57 59V58H56ZM189 59V60H188ZM190 59H192V60H190ZM219 59H220V61H219ZM11 60V61H10ZM26 60H28L27 62H26ZM37 60V61H36ZM49 60V61H48ZM215 60H218V61H216V63H214L215 62ZM4 61H6V62H4ZM184 61H188V62H184ZM214 61V62H213ZM8 62V63H7ZM12 62V63H11ZM31 62V63H30ZM49 64H47V63ZM53 64H55V65H52V63ZM183 62V63H182ZM209 62V63H208ZM210 62H212L213 64H211ZM261 62V63H260ZM26 63V64H25ZM28 63V64H27ZM30 63V64H29ZM33 63V64H32ZM36 63V64H35ZM37 63H39L38 65H37ZM61 63H63V64H61ZM64 63H65V65L67 66H64ZM186 63V64H185ZM190 63H191V65H190ZM258 65L256 66V67H258V68H256L255 70H253V71H255L256 73H254L253 71L252 72H250V73H248L247 74V77H245L246 76V74L245 75H243L242 77H243V79H242V77H240L239 79L241 80H238L239 81V86H240V88H238L239 86H238V83L236 84V82H238L237 80H236V82H234V84L233 85H235V86H232L231 88L233 89V90H235V89H240V95H239V92H238V90L235 92V91H233L234 92V96L232 97V95L230 96V94L231 93H226V95L228 94L229 96H225V94H223L226 98H222V96H220L221 97V101H218V106H216V105H214V103H216L217 101H216V99H219L220 97L218 96L217 98H214L213 100H210V101H206V103H213V105H214V107H215V110H216V112H214V110H213V112L211 111L212 110V108L214 109V107H213V105L212 104H210L209 103V105H211L209 108L208 107H205V106H207L208 104H201V105H198V106H194L192 103H190V102H186V100L184 101V100H182V101H179L183 106H184V109H183V115L184 116H186L185 115V113L187 114V112L185 111V109L187 110V111H190L191 109H192V113H188V116H187V118L185 117L184 118V116H182V115H180V116H182V117H180V116H178V117H180V119H178L177 121H176V119L178 118V117H173L171 114H170V117L169 116H167V117H169L168 119H169V122L170 123H172V125L174 126H171L172 127V132H171V138L172 137H174L175 135V138L173 139L172 138V140H170V146H169V150L171 151L170 153L172 154V156H173V158H175L174 159V161L176 160V158L179 156L180 157V159H181V161H184L186 158H184V157H188L189 158V156H187L188 154L187 153H189V151L188 150H190V148L193 146L192 144H194V142H193V140L192 139H194V141H196V137H197V134L199 135V134H201L202 132H203V135H199L200 136V140H199V138H198V140L200 141H198V143H200L201 145H206L205 147H203V146H201V145H199V148H200V150H201V152H203L204 154H202L203 155V157L201 158L202 160H204V161H202L203 163L205 162V161H208L207 159H214V158H217L216 160H218L219 159V155L223 158V160H222V158L220 157V160H218L219 161V164H218V166L219 165H222V167L224 166V164L226 163L225 161H227V159H228V163H226V164H228V165H226L225 164V167H224V169L220 166V168L218 167L217 168V170H218V175L216 174V177L214 178V179H211L210 181H209V186H218V185H220V184H223V185H231V184H229V182L231 183V181L233 180V178L235 177V173H237L236 175H238V173H239V171L243 168L244 169V167H246V169L248 170V169H250V165H251V163H254L253 161H254V157H256V160H257V158H259V156H260V158H259V161L260 160H262V158H263V160L262 161H264V123H263V120H264V118H263V120H262V117L260 116V113H256V111H255V113H254V111L252 110V109H249V108H252L253 107V105L257 102V100H258V102L259 101H262V99L261 98H263V100H264V59L263 58H261V60L258 58ZM0 64V65H1ZM46 64V65H45ZM216 64H218V65H216ZM262 66H261V65ZM27 67H25V66ZM32 65H33V68H32ZM40 65V66H39ZM53 66V68H52V66ZM62 65V66H61ZM201 65V66H200ZM209 66V67H207V66ZM213 67H212V66ZM5 66V67H4ZM11 66H13V68L11 67ZM34 66H37V67H34ZM42 66V67H41ZM46 66V67H45ZM56 66V67H55ZM64 66V67H63ZM175 66V67H174ZM262 68H261V67ZM14 67H16V68H14ZM49 67V68H48ZM59 67H61L60 69H59ZM183 67H181L180 68V71L182 72V73H180V71H179V74H178V71H176L177 69H178V65L176 66V65H172L170 68H171V70H170V73L171 74H175L174 76H176L179 80H184V79H188L189 81H190V79L192 80L190 83H192L191 85H193V84H195V82H196V80H195V82L193 81L194 80V77H193V79H192V77H191V74L189 73V74H186V75H188V76H186L185 74L181 77L180 75L181 74H183L184 72H186L185 70H184V68ZM208 68V70H207V68ZM210 67H211V69H210ZM260 67V68H259ZM8 68V69H7ZM13 70V72H12V70ZM50 68H51V71H50ZM58 70H56V69ZM63 68V69H62ZM64 68H65V70L66 71H68V72H71V73H67L65 70H64ZM172 68H177V69H174L175 71H173V69ZM214 68H215V70H214ZM217 68V69H216ZM10 69V70H9ZM16 69H18V70H16ZM25 69V70H24ZM28 69V70H27ZM40 69V70H39ZM52 69H54V71L52 70ZM71 69V70H70ZM259 69H261V70H259ZM16 70V71H15ZM21 70V71H20ZM62 70H64V72H65V74H66V76H67V78H69L70 79V81L68 82V80H67V78H66V76H64L63 74H64V72H62ZM70 70V71H69ZM179 70V69H178ZM192 70V71H191ZM197 70H199V71H197ZM206 70H207V72H206ZM210 70V71H209ZM11 71V72H10ZM19 71V72H18ZM24 71H26V72H24ZM35 71V72H34ZM39 71L41 72V73H39ZM47 71V72H46ZM172 71V72H171ZM259 71V72H258ZM8 72V73H7ZM45 72H46V74H45ZM49 72V73H48ZM51 72V73H50ZM54 72H55V74H54ZM176 72V73H175ZM205 72V73H204ZM220 72V71H219ZM217 73V75H219L220 73ZM7 73V74H6ZM10 73V74H9ZM27 73V74H26ZM31 73V74H30ZM34 75H33V74ZM35 73H38L37 75L35 74ZM63 73V74H62ZM259 73V74H258ZM42 74V75H41ZM258 76H257V75ZM14 75V76H13ZM39 75H41V76H39ZM44 75H47L48 77H50V79H52V80H50L47 76H44ZM55 75H57V76H59V77H57V76H55ZM192 75H194V73H192ZM7 76H8V78H7ZM20 76V77H19ZM29 76V77H28ZM32 76H34V77H32ZM39 76V77H38ZM53 76V77H52ZM68 76H70V77H68ZM184 76H185V78H184ZM191 78H190V77ZM251 76V77H250ZM254 76V77H253ZM257 78H256V77ZM26 77V78H25ZM36 77L37 78H39V80L37 81V79H36ZM52 77V78H51ZM55 77V78H54ZM57 77V78H56ZM62 77H64V78H62ZM181 77V78H180ZM210 77H211V75H210ZM209 77V78H210ZM245 77V78H244ZM49 79L50 80V82H49V80H47L46 82L44 81V80H46V79ZM190 78V79H189ZM256 78V79H255ZM262 78V79H261ZM19 79V80H18ZM23 79V80H22ZM32 81H34L35 79H36V81L35 82H32ZM34 79V80H33ZM40 79H41V82L42 81H44L43 82V84H44V86L43 85H41L40 87H39V85H40V83L41 82H39L40 81ZM208 79V78H207ZM255 79V80H254ZM261 79V80H260ZM3 80V81H2ZM17 80V81H16ZM21 80V81H20ZM25 80V81H24ZM28 80H29V82H28ZM55 80V81H54ZM58 82H57V81ZM65 80V81H64ZM200 80H198L197 82H196V85H194V86H197L198 84H199V81ZM244 80V81H243ZM250 80V81H249ZM52 81V82H51ZM54 81V82H53ZM67 81V82H66ZM74 81H75V79H74ZM245 81H247V82H245ZM261 83H260V82ZM22 82V83H21ZM25 82V83H24ZM36 82L38 83L39 82V84H36ZM47 82H49V83H47ZM66 82V83H65ZM203 81H200V83H202ZM249 82V83H248ZM13 85H12V84ZM28 83V84H27ZM32 83V84H31ZM55 83H57L56 85H55ZM62 83V84H61ZM66 84V86H65V84ZM71 83V85H69ZM124 83H125V85H127L128 86V88H130V86H132L133 87V85H130L129 83L130 82H127V81H124ZM124 83L123 82H121L120 83V85H121V87H119L121 90H123L122 89V87L124 86ZM127 83V84H126ZM198 83V84H197ZM250 83H254L253 85L251 84V86H250ZM260 83V84H259ZM27 84V85H26ZM34 84V85H33ZM42 84V83H41ZM49 84V86H48V88L47 87H45V85L47 86ZM51 84H53V85H51ZM70 86V88L71 87H73V88H71L72 89V91H70L69 92V90H71V89H69V90H67L68 89V85ZM73 84V85H72ZM240 84H242V85H240ZM244 84V85H243ZM25 87H24V86ZM29 85H30V87L33 85L34 86V88L32 89V87L31 88H29ZM37 85V86H36ZM52 87H51V86ZM61 85H63L62 87H61ZM119 85V86H120ZM188 86V83L187 84H184V86ZM232 85V84H231ZM248 85V87L246 88V86ZM8 86V87H7ZM28 86V87H27ZM45 87V88H47L48 90H49V92H52V90L54 91L52 94V97L50 96V93L49 92H45L44 93V91H43V87ZM58 86H60V87H58ZM65 86V87H64ZM68 86V87H67ZM127 86L125 87L124 86V90L123 91H125V90H127L128 88H127ZM245 86V87H244ZM250 86V87H249ZM253 86V87H252ZM5 87V88H4ZM7 87V88H6ZM38 89H37V88ZM41 87H42V90H41ZM50 87H51V91H50ZM54 87V88H53ZM55 87H57L58 88V90L56 89L55 90ZM4 88V89H3ZM17 88V89H16ZM21 88V89H20ZM62 88V89H61ZM64 88H66V89H64ZM257 88V89H256ZM32 89V90H31ZM40 90V91H38L37 92V90ZM118 89V88H117ZM256 89V90H255ZM10 90H12L13 92H11ZM34 90H36V92L34 91ZM62 91V92H60V91ZM64 90H66V91H64ZM74 90V91H73ZM119 90V89H118ZM242 90H243V92H242ZM250 90V91H249ZM253 90V91H252ZM8 91H10L9 93H8ZM34 91V92H33ZM43 91V92H42ZM55 91H56V93L58 94V96L60 95L62 98H60L61 100H63V101H61V100H59V98H58V96L56 97V95L57 94H55ZM259 91H260V93H259ZM24 94H23V93ZM40 92H42V93H40ZM64 92H66V93H64ZM252 92V93H251ZM37 96V98H36V96L34 95V94ZM49 93V96L47 95ZM69 93V94H68ZM262 93V94H261ZM4 94H5V97H4ZM8 94V95H7ZM18 94H19V96H18ZM30 96H29V95ZM33 94V95H32ZM41 94V95H40ZM62 94V95H61ZM71 94V95H70ZM76 94H78V95H76ZM238 95L239 96V98H236V99H239V101L238 100H234V98H235V95ZM242 94V95H241ZM243 94H244V97H243ZM12 95V96H11ZM17 95V96H16ZM23 95V96H22ZM80 95V96H79ZM262 95V96H261ZM2 96V97H1ZM22 96V97H21ZM41 96H43V97H41ZM50 98H48V97ZM54 96V97H53ZM59 96V97H60ZM67 96V97H66ZM246 96H247V99H246ZM255 96H260L261 98H258V97H255ZM14 97V98H13ZM28 97V98H27ZM31 97V98H30ZM44 97H45V99H44ZM227 97H229V98H227ZM233 99H232V98ZM4 98V99H3ZM51 98L52 99H56V100H58V101H56L55 99H54V101H52L51 100ZM58 98V99H57ZM70 98V99H69ZM254 98V99H253ZM256 98V99H255ZM258 98V99H257ZM13 99H15V101L13 100ZM34 99H36V100H34ZM67 99H69V100H67ZM227 99V100H226ZM10 102H9V101ZM49 100V101H48ZM233 102H232V101ZM244 100V101H243ZM249 100V102H250V100H251V103H247V101ZM8 101V102H7ZM14 101V102H13ZM31 101H33V103H31ZM41 101V102H40ZM46 101H48L49 103H51V104H49L48 102H46ZM60 101V102H59ZM212 101V102H211ZM224 101V102H223ZM245 101H246V103H245ZM5 102V103H4ZM18 102H19V104H18ZM25 102V103H24ZM28 104H27V103ZM37 102V103H36ZM43 102V103H42ZM54 102V103H53ZM57 102V103H56ZM237 102H238V104H237ZM2 103V104H1ZM12 103V104H11ZM43 105V106H41V104ZM63 103V104H62ZM83 105H82V104ZM239 103L241 104V105H239ZM16 104V105H15ZM45 104V105H44ZM54 104V105H53ZM56 104V105H55ZM189 104V106H187ZM229 104V105H228ZM251 104H253V105H251ZM47 105H50V106H47ZM59 105V106H58ZM73 105V106H72ZM228 105V106H227ZM245 105H246V108H244L245 107ZM9 106V107H8ZM25 106V107H24ZM39 106V107H38ZM46 108H45V107ZM54 106V107H53ZM57 106V107H56ZM61 106V107H60ZM63 106V107H62ZM83 107L82 109L80 108V107ZM192 106V108H190ZM247 106L249 107V108H247ZM252 106V107H251ZM7 107V108H6ZM27 107H28V109H27ZM40 107H42V108H40ZM198 107V108H197ZM205 107V108H204ZM218 107V108H217ZM235 107V108H234ZM12 108V109H11ZM23 108V109H22ZM39 108V109H38ZM48 108V109H47ZM51 108V109H50ZM57 108V109H56ZM63 108V109H62ZM65 108V109H64ZM206 108H208V109H206ZM228 108V109H227ZM233 108V109H232ZM239 108H240V110H239ZM18 109V110H17ZM36 109V110H35ZM42 109V110H41ZM44 109H45V111H44ZM55 109V110H54ZM199 109H201V110H199ZM203 109V110H202ZM218 109V110H217ZM243 109V110H242ZM246 109H247V112H246ZM2 110V111H1ZM13 110H14V112H13ZM17 110V111H16ZM20 110H22V111H20ZM29 110H30V112H29ZM31 110H32V112H31ZM50 110V111H49ZM232 110H234L233 112H232ZM249 110H250V113L248 114V112H249ZM39 111V112H38ZM44 111V112H43ZM56 111H58V113L56 112ZM74 111H76V112H74ZM80 111V112H79ZM193 111L195 112L196 111V113H193ZM202 111V112H201ZM205 111H209V112H207V114L206 113H204ZM236 111V112H235ZM238 111H239V113H238ZM242 111V112H241ZM4 112V113H3ZM6 112V113H5ZM27 112H29L28 114L30 115H28L27 114ZM54 112V113H53ZM67 112V113H66ZM81 115H79L78 113ZM201 112V113H200ZM210 112H212V114H210ZM228 112H230V113H228ZM19 113V114H18ZM35 113H36V115H35ZM46 113V114H45ZM49 113H51L50 115H51V121L50 122H52V123H49V121H47V120H50V118L49 117H47V116H50L49 115ZM63 113H65V114H63ZM78 114V115H76V114ZM81 113H83L84 114V116H82V114ZM109 113H111V114H109ZM203 113V114H202ZM209 113V114H208ZM213 113H215V114H213ZM219 113H221V114H219ZM233 113H234V115H233ZM254 115H253V114ZM17 114V115H16ZM40 114V115H39ZM44 114V115H43ZM48 114V115H47ZM59 115V116H57L56 117V119H55V116L56 115ZM61 114V115H60ZM70 114V115H69ZM98 114V115H97ZM193 114V115H192ZM199 114V115H198ZM226 114L228 115V116H226ZM230 114V115H229ZM246 114H248V116H249V118H247L248 116L246 115ZM250 114H252L253 115V118L251 117L252 115H250ZM19 115V116H18ZM46 115V116H45ZM74 115H76V116H74ZM85 115H90L89 117H85ZM111 117H110V116ZM116 115V116H115ZM239 115H242L243 116V118H242V116H239ZM256 115H258L259 117H257ZM2 116V117H1ZM35 118H34V117ZM64 116V117H63ZM92 116V117H91ZM102 116H103V118L105 117L106 119H108V120H101L102 119ZM119 118H118V117ZM207 116V117H206ZM209 116V117H208ZM218 116V117H217ZM222 116V117H221ZM244 116H246V119H245V117ZM254 116H256V119L257 120H255V117ZM27 117V118H26ZM32 117V118H31ZM42 117H46V118H48L46 121H47V124H45L46 122H45V119L44 118H42ZM76 117V118H75ZM166 117V118H167ZM175 120V121H172V118ZM217 117V118H216ZM227 117H229V118H227ZM236 117V118H235ZM29 118V119H28ZM34 118V119H33ZM37 118H42L41 120L40 119H37ZM53 118L55 119V121L53 120ZM63 118V119H62ZM66 118V119H65ZM75 118V119H74ZM110 118H112V119H110ZM116 118L114 119V122L116 121ZM166 118H165V120H166ZM193 118V119H192ZM210 118V119H209ZM18 119V120H17ZM31 119V120H30ZM62 119V120H61ZM88 119V120H87ZM101 120V123H99V121ZM168 119L166 120V122L168 121ZM182 119V120H181ZM216 119V120H215ZM234 121H233V120ZM238 119V120H237ZM244 120L243 122L242 121H240V120ZM12 120V121H11ZM22 120V121H21ZM37 120V121H36ZM87 120V121H86ZM172 122H171V121ZM194 120V121H193ZM196 120V121H195ZM202 122H201V121ZM229 120H230V122H229ZM232 120V121H231ZM258 120H261V121H259L258 122ZM24 121V122H23ZM28 121V122H27ZM31 123H30V122ZM39 121V122H38ZM65 121V122H64ZM103 121V122H102ZM111 121V122H110ZM119 121V120H118ZM118 121H116L117 123H118ZM185 121V122H184ZM187 121V122H186ZM191 121V122H190ZM204 121V122H203ZM206 121V122H205ZM220 121V122H219ZM226 121V122H225ZM236 121V122H235ZM45 122V123H44ZM53 122H55V123H53ZM84 122H86V123H84ZM106 122V123H105ZM110 122V123H109ZM113 122V123H114ZM119 122H121V120L119 121ZM182 122V123H181ZM213 122V123H212ZM227 122H229V124L227 123ZM234 122V123H233ZM239 122V123H238ZM247 122V123H246ZM249 122V123H248ZM256 122H258V123H256ZM261 122H262V124H261ZM2 123V124H1ZM33 123V124H32ZM38 123V124H37ZM49 123V124H48ZM63 123H65V124H63ZM89 123H91V125H88ZM106 125H105V124ZM108 123V124H107ZM112 123V125L114 126V124ZM117 123H115V125L117 124ZM123 123L124 122H121V123H118L115 127H116V129L118 128V127H122V129H124L123 131H124V133L122 132V134H121V132H119V130H118V133H120V134H118V133H114V131H113V133H114V135H117V136H121V135H123V134H125V130H126V128H127V124H126V126L125 125H123ZM178 123V124H177ZM189 123V124H188ZM190 123H192V124H190ZM202 123H203V126H204V129H203V126H202ZM212 123V124H211ZM231 123V124H230ZM238 123V124H237ZM242 123V124H241ZM247 125H246V124ZM253 123H254V125H253ZM63 124V125H62ZM88 125L89 127H87L86 125ZM120 124H122V125H120ZM177 124V125H176ZM185 124V126H183ZM195 124V125H194ZM204 124H208L207 125V128H206V125H204ZM237 124V125H236ZM241 124V125H240ZM244 124V125H243ZM250 124L252 125L251 127H250ZM31 125L33 126V129H32V127H31ZM36 125H38L37 126V128H36ZM41 125H42V127H41ZM44 125V126H43ZM69 125V127H68V130H67V127L66 126H68ZM85 125V126H84ZM98 125V126H97ZM105 125V126H104ZM108 125V129L110 128V129H112V130H115L116 131V129H114V127L113 126H109ZM119 125V126H118ZM180 125V126H179ZM192 125V126H191ZM226 125V126H225ZM229 125V126H228ZM236 125V127L237 128H235L234 126ZM240 125V126H239ZM245 126V127H242L241 128V126ZM249 125V126H248ZM258 125V126H257ZM259 125H262V126H259ZM17 126V127H16ZM61 126V127H60ZM96 126V127H95ZM100 126V127H99ZM118 126V127H117ZM123 126H125V127H123ZM176 126V127H175ZM182 126V127H181ZM190 126V127H189ZM228 126V127H227ZM230 126H232V127H230ZM24 127V128H23ZM28 127V128H27ZM41 127V128H40ZM74 127H73V130L72 129H70L71 131H74ZM86 127H87V129H86ZM188 127V128H187ZM202 129H201V128ZM223 127L226 129V131H225V129L223 130ZM247 127H249V128H252V129H250L251 130V132H250V130L247 128ZM27 128V129H26ZM40 128V129H39ZM63 128V129H62ZM119 128V129H120ZM174 128H176V131H174L175 129ZM184 128V129H183ZM211 128V129H210ZM221 130H223V131H221ZM232 128H235V131H238V128H240L239 130L241 131V133L242 134H237V133H239V132H236V134H235V136H233L232 137V141H230V144H229V147H227V149L228 150H226V149H220V150H223V151H219L218 152V150H219V148H216V146L217 145H223L225 142H226V140H227V138H226V140L224 139V137H228V135L230 134V133H233V132H235L234 131V129H232ZM244 128H246V129H244ZM20 129V130H19ZM25 129V130H24ZM61 129V130H60ZM99 129L101 130V131H99ZM122 129H121V131H122ZM174 129V130H173ZM179 129V130H178ZM197 129H198V131H197ZM208 131H207V130ZM248 129V130H247ZM5 130V131H4ZM12 130V131H11ZM16 130V131H15ZM36 130V131H35ZM37 130H38V132H37ZM69 130V131H70ZM95 130V131H94ZM104 130H106V129H103V131ZM112 130H111V132H112ZM192 132H191V131ZM230 130H232V131H230ZM244 130V131H243ZM246 130V131H245ZM4 131V132H3ZM17 131H18V133H17ZM27 131V132H26ZM42 131H44V132H42ZM61 133H60V132ZM82 131V132H83ZM100 132V133H98L97 134V132ZM110 131V130H109ZM179 131V132H178ZM185 131V132H184ZM201 131V132H200ZM205 131V132H204ZM213 131V132H212ZM219 131V132H218ZM221 131V132H220ZM230 131V132H229ZM247 131H248V134H247ZM256 131V132H255ZM21 132H23V133H21ZM37 132V133H36ZM65 132H66V134H65ZM76 132V133H77ZM176 134H175V133ZM194 132H197V134L196 133H194ZM211 132V133H210ZM224 132V133H223ZM259 132V133H258ZM21 133V134H20ZM24 133H26V134H24ZM61 135H60V134ZM90 135H89V134ZM193 133L194 134H196V135H193ZM221 133H222V135H221ZM226 133V134H225ZM227 133H229L228 135H227ZM245 133H246V135L247 136H249V134L251 135V134H254V135H251L250 137H252L253 139H251L250 137H248L247 138V136L245 137L244 135H245ZM5 134V135H4ZM12 134V135H11ZM24 134V135H23ZM28 134V135H27ZM30 134V135H29ZM63 134V135H62ZM96 134V135H95ZM182 134V135H181ZM184 134V135H183ZM191 134V135H190ZM224 134V135H223ZM36 135V137H33V136H35ZM43 135V136H42ZM208 135V136H207ZM213 135V136H212ZM227 135V136H226ZM239 135H240V137H243V139L245 140H243L242 139V141L244 142V144H240V143H242V141L239 139L240 137H239ZM243 135V136H242ZM66 138H65V137ZM96 138H95V137ZM154 136H155V134H153L152 135V137L153 138H151L150 140L151 141H149L148 140V145H146V146H144L143 147V149L144 150H139V151H137V153H136V156H134V160H133V162L135 161V162H138V163H135L134 162V164L137 166V167H139V168H141V169H153V163H152V161H156V158H154L153 160H152V157H155V156H153V155H155V153H156V156H157V153L161 150H159L158 148L160 147L161 148V141H160V139L158 138V137H155L154 138ZM182 136H184L183 138H182ZM198 136V137H199ZM202 136V137H201ZM221 136H223V137H221ZM7 137H8V139H7ZM20 137V138H19ZM90 137H94V139L92 138H90ZM122 137V136H121ZM181 137V138H180ZM195 137V138H194ZM207 137H209V138H207ZM218 137V138H217ZM234 137H237L238 139H239V143H238V141L236 142V140H238V139H236V138H234ZM22 138V139H21ZM65 138V139H64ZM178 138V139H177ZM202 138H204V139H202ZM213 138V139H212ZM221 138H223V140L221 139ZM259 138V139H258ZM10 139V140H9ZM15 139V140H14ZM34 139V140H33ZM40 139V140H39ZM90 139L91 140H95L96 142H92V143H95V144H92V143H89L90 142ZM155 140V142H154V140ZM176 139V140H175ZM210 139V140H209ZM236 139V140H235ZM22 140V141H21ZM43 140V141H42ZM59 140V141H58ZM62 140H64V141H62ZM153 140V141H152ZM180 140H181V142H180ZM187 140V144L185 143V141ZM190 142H189V141ZM203 140V141H202ZM215 140V141H214ZM217 140V141H216ZM218 140H220L221 142H224V143H221L220 141V144L219 143H216V142H218ZM236 142V143H234V141ZM247 140V141H246ZM257 140H258V142H257ZM261 140V141H260ZM1 141H3V142H1ZM9 141V142H8ZM11 141V142H10ZM19 141V142H18ZM88 141V142H87ZM201 141H202V143L204 142V141H206L204 144H202L201 143ZM212 141H213V143H212ZM241 141V142H240ZM251 141V142H250ZM23 142V143H22ZM41 142V143H40ZM60 142V143H59ZM98 142V143H97ZM152 142V143H151ZM158 142V144H155V143H157ZM217 144L215 147H213V145L211 144ZM215 142V143H214ZM236 145V147H234V151H232V146H234V144ZM2 143V144H1ZM5 143V144H4ZM26 143V144H25ZM43 143V144H42ZM149 143H150V145H149ZM181 143H183V144H181ZM190 143V144H189ZM192 143V144H191ZM209 143H210V145H209ZM8 144V145H7ZM15 144V145H14ZM58 144V145H57ZM186 144V145H185ZM195 144H197V142L195 143ZM208 144V145H207ZM250 144V145H249ZM258 146H257V145ZM14 147H13V146ZM18 145H19V147H18ZM43 145V146H42ZM156 145H157V147H156ZM190 146V148H189V146ZM232 145V146H231ZM237 145H238V148H237ZM246 145H247V147H246ZM57 146H59V147H57ZM150 146V147H149ZM176 146V147H175ZM180 146V147H179ZM207 146H209V147H207ZM212 146V147H211ZM241 146V147H240ZM262 146V147H261ZM146 147V148H145ZM155 147V148H154ZM171 147V148H170ZM172 147H173V149H172ZM183 147V148H182ZM186 147V148H185ZM207 147V148H206ZM218 147H220V146H218ZM222 147V146H221ZM230 147H232V148H230ZM253 147V148H252ZM31 148V149H30ZM40 148V149H39ZM149 148V149H148ZM151 148H154V149H151ZM180 148V149H179ZM185 148V149H184ZM189 148V149H188ZM263 150H262V149ZM18 149H20V150H18ZM57 149H58V151H57ZM146 149V150H145ZM188 149V150H187ZM203 149V150H202ZM206 149V150H205ZM215 151H214V150ZM216 149H218L217 151H216ZM6 150V151H5ZM32 150V151H31ZM33 150H35V151H33ZM38 150V151H37ZM42 150H44V151H42ZM147 150H149V151H147ZM152 152H151V151ZM153 150H155V151H153ZM176 150L177 151H179V150H182L181 151V153L179 154L178 152H176ZM186 150V152H184ZM208 150V151H207ZM210 150V151H209ZM5 151V152H4ZM24 151H25V154H22V153H24ZM79 151H80V149H79ZM78 151V153H80ZM91 152H92V150H90ZM146 153H145V152ZM173 151H174V153H173ZM188 151V152H187ZM206 151V152H205ZM211 151H213V152H211ZM227 151V152H226ZM236 151V152H235ZM19 152V153H18ZM45 154H44V153ZM57 152V153H56ZM96 152V151H95ZM151 152V153H150ZM155 152V153H154ZM180 152V151H179ZM183 152V153H182ZM211 153L212 154V156H209L208 155V153ZM216 152V153H215ZM218 152V153H217ZM228 152H231V153H228ZM256 152V153H255ZM14 153V154H13ZM19 154V155H17V154ZM76 153V154H75ZM106 153V152H105ZM103 154V155H105L104 157H106L109 153L107 152L106 154ZM151 154V156L150 157H145V156H149V155H147V154ZM185 153H186V155H185ZM209 153V154H210ZM213 153H215V155H213ZM38 154V155H37ZM87 154V153H86ZM85 154V155H86ZM174 154H176L177 155V157H176V155H174ZM184 156H182V155ZM205 154H207V156H209L208 158H207V156H205ZM228 154H229V156H228ZM58 157H57V156ZM32 156V157H31ZM181 156L184 158V160H183V158H181ZM252 156H253V158H252ZM103 157V156H102ZM109 157V156H108ZM144 157L145 158H148L147 160H144ZM178 157V158H179ZM212 157V158H211ZM214 157V158H213ZM224 157H225V159H224ZM228 157V158H227ZM8 158V159H7ZM26 158V159H25ZM44 158V159H43ZM143 160H142V159ZM150 158V159H149ZM188 158H187V161H185V162H188ZM204 158V159H203ZM230 158V159H229ZM3 159V160H2ZM12 159V160H11ZM34 159H35V161H34ZM56 159V160H55ZM87 159H89V156L87 157ZM102 160H101V162H102V164L104 165L105 163H106V166L107 167H103L102 166V164L100 165V163H98L99 165L98 166H101V169L103 168H105V170H107V168H111V170H112V168H113V164H111V162H110V159H107V158H105V159H103V158H101ZM139 159H141L140 161H143V162H140L139 161ZM180 159H178V161H180ZM209 159V160H210ZM252 159V160H251ZM2 160V161H1ZM7 162H6V161ZM106 160H108V161H106ZM149 160V161H148ZM152 160V161H151ZM225 160V161H224ZM233 160V161H232ZM255 160V161H256ZM34 161V162H33ZM54 163H53V162ZM75 161H78L77 163H78V165H77V163H75ZM105 161V163H103ZM144 161H146V164L148 163V165L149 164H151V166H146V164H145V162ZM151 161V162H150ZM178 161L176 160L175 161V163H176V168H177V165L179 166L180 165V163H181V161L178 163ZM225 162L224 164L222 163V162ZM258 161V160H257ZM3 162V163H2ZM18 162H19V164H18ZM108 162H110L109 164L110 165H108ZM150 162V163H149ZM185 162L182 164L181 163V165H180V167H178V168H181L182 167V165L184 166V164H185ZM201 162V163H202ZM234 162V163H233ZM242 162V163H241ZM247 162H248V165H247ZM8 163V164H7ZM44 163V164H43ZM45 163H46V165H45ZM72 163V164H71ZM76 165H75V164ZM142 163H143V165H142ZM157 163V162H156ZM200 163V164H201ZM203 163L200 165L199 163V165L200 166H198V167H201L202 165H203ZM222 163V164H221ZM250 163V164H249ZM256 163V162H255ZM38 164V165H37ZM53 164V165H52ZM145 164V165H144ZM236 164V165H235ZM245 164H246V166H245ZM13 165H15V166H13ZM40 165H42V166H40ZM81 165L79 166V168H81ZM142 165L143 167H145V168H143L142 166L140 167V166ZM157 165V164H156ZM231 167H230V166ZM238 165H240V166H238ZM253 165V164H252ZM251 165V166H252ZM2 166H4V167H2ZM9 166V167H8ZM32 166V167H31ZM35 166H37V167H35ZM75 166V168H73ZM97 166V167H98ZM105 166V165H104ZM229 166V167H228ZM238 166V167H237ZM12 167V168H11ZM18 167H19V169H18ZM41 167V168H40ZM45 167V168H44ZM76 167H77V171L75 170L76 169ZM96 167V169L95 170H97V171H95V170H92V173L93 172H96V174H102L103 172H105V171H101V173H100V167H98L97 168ZM115 167V166H114ZM149 167V168H148ZM157 167V166H156ZM155 167V168H156ZM239 167H240V169H239ZM4 168V169H3ZM15 168V169H14ZM25 168V169H24ZM27 168V169H26ZM40 168V169H39ZM67 168V167H66ZM109 168V169H110ZM177 168V171H181L182 170V168L181 169H178ZM222 168V169H221ZM6 169H7V171H6ZM13 169V170H12ZM46 169V170H45ZM48 169V170H47ZM102 169V170H103ZM108 169V170H109ZM115 169H116V167H115ZM157 169V168H156ZM220 169H221V172H220ZM242 169V170H243ZM245 169V170H246ZM10 170V171H9ZM25 170V171H24ZM28 170V171H27ZM35 170H37V171H35ZM65 170V169H64ZM68 170H70V169H68ZM110 170V171H111ZM216 170V171H217ZM223 170V171H222ZM224 170H226V172L227 171H229V173H224L225 171ZM231 170H233V171H231ZM234 170L236 171L235 173H234V175L233 174H231V173H233L234 172ZM241 170V171H242ZM245 170H243L241 173H243V174H245V172L247 171H245ZM5 171H6V173H5ZM21 171H22V173H21ZM35 171V172H34ZM43 171H46V172H44L43 173V177H42V172ZM48 171H49V173H48ZM113 171H115L114 170V168H113ZM230 171H231V173H230ZM245 171V172H244ZM11 172V173H10ZM107 172H109V171H106L105 173H107ZM156 172V170H153V173H155ZM38 173V174H37ZM45 173H48V174H45ZM81 174V175H79V174ZM91 173V172H90ZM91 173V174H92ZM247 173V172H246ZM2 174V175H1ZM4 174V175H3ZM20 174H21V176H20ZM30 174L32 175V176H30ZM37 176H35V175ZM78 174V175H77ZM221 174V175H220ZM226 174H228V175H226ZM8 175H10V176H8ZM16 177H15V176ZM86 175V176H85ZM93 175H95V173H93ZM93 175H90L91 176V178H93L92 176ZM103 175V174H102ZM102 175H101V179L103 178H105V175L106 174H104V176L102 177ZM4 176V177H3ZM35 176V177H34ZM77 176V177H76ZM79 176V177H78ZM82 176V177H81ZM84 176V177H83ZM220 176V177H219ZM232 176V177H231ZM11 177V178H10ZM45 177V178H44ZM80 177H81V179H80ZM17 178V179H16ZM33 178V179H32ZM36 178H38V179H36ZM69 178H72V180L71 179H69ZM78 178V179H77ZM90 178V177H89ZM100 177H98V175L94 178V180L97 182V184H98V182L100 183V181H101V179H99ZM19 179V180H18ZM28 179V180H27ZM30 179V180H29ZM31 179L33 180V181H31ZM69 179V180H68ZM74 179V180H73ZM76 179V180H75ZM17 182H16V181ZM20 181V182H19ZM26 181H29V182H26ZM37 181V182H36ZM78 181V182H77ZM81 181V182H80ZM84 181V182H83ZM103 181H105V179L103 180ZM103 181H101L102 183H100L99 184V186H98V188H100L99 190H100V193L104 190L103 188H104V185H105V182H103ZM6 182V183H5ZM15 182V183H14ZM23 182V183H22ZM71 182H75V185L73 184V185H71L72 183ZM38 185H37V184ZM42 183H44V184H42ZM80 183V184H79ZM216 184V185H213V184ZM220 183V184H219ZM5 184V185H4ZM17 184V185H16ZM32 184V185H31ZM34 184H36V185H34ZM44 185L43 187H40V185ZM78 184V185H77ZM212 184V185H211ZM251 184V186H252V183H250ZM250 184H249V186H248V184H246L247 185V187L248 188H252L251 186H250ZM19 185V186H18ZM29 185V186H28ZM103 185V186H102ZM7 186H9L8 188H7ZM13 186V187H12ZM31 186V187H30ZM39 187V189H38V187ZM75 186H77V187H75ZM80 186H81V188H80ZM86 186H87V184H86ZM85 186V187H86ZM103 188H102V187ZM16 187V188H15ZM23 187V188H22ZM26 187V188H25ZM34 187V188H33ZM57 187V188H58ZM61 187V188H60ZM72 187V188H71ZM97 187V186H96ZM28 188V189H27ZM41 188H42V190H41ZM74 188V189H73ZM4 189H6V191L4 190ZM7 189H9V191L11 190V192H12V195H10V193L11 192H9ZM28 191H27V190ZM72 189V190H71ZM80 189H82V190H80ZM102 189V190H101ZM17 190H19V191H17ZM26 190V191H25ZM31 190H33L32 192H31ZM66 190V191H65ZM15 191V194L13 193ZM30 191V194L29 193H27V192H29ZM36 191V192H35ZM40 191V192H39ZM70 191V192H69ZM72 191V192H71ZM251 191H252V189H251ZM5 194H4V193ZM7 192H9V193H7ZM21 192V193H20ZM16 193H17V195H18V198L17 197H15V198H17V199H14L16 202H14V200L12 199L14 196H17L16 195ZM25 193V194H24ZM33 193H35V194H33ZM74 193V194H73ZM75 193H76V195H75ZM14 194V195H13ZM28 194V195H27ZM41 194V193H40ZM39 194V195H40ZM66 194L68 195V196H66ZM79 194V195H78ZM3 195V196H2ZM33 195V196H32ZM38 195V196H39ZM50 195V194H49ZM48 195V196H49ZM55 195H57V196H55ZM75 195V196H74ZM5 196V197H4ZM11 196H12V198H11ZM27 196V197H26ZM64 196V197H63ZM66 196V197H65ZM71 196H72V198H71ZM74 196V197H73ZM7 197V198H6ZM33 197V198H32ZM51 197V196H50ZM51 197V198H52ZM58 197V198H57ZM62 197V198H61ZM98 197H99V199H98ZM98 197H97V195H92V197H90V199H94L95 198V200H93L95 203L98 201H101V199L102 200H104V201H102L103 203H106V202H108V205H109V200H110V198H108L107 197V199L105 200V197H102V195H98ZM6 198V199H5ZM29 198V199H28ZM37 200H40V202L42 201V204L43 205H41V206H46L45 208H43V210H42V208L39 206V204H40V202H38V207H40V208H37L36 207V205H32V207L30 206V204H32V202L34 201H36L35 199ZM66 200H65V199ZM70 198V199H69ZM4 199V200H3ZM7 199H8V201H7ZM21 199V200H20ZM23 199H25V200H23ZM28 199V200H27ZM44 199H49L47 196L44 198ZM62 199H64V200H62ZM19 202H18V201ZM23 200V201H22ZM37 200V201H38ZM75 200V199H74ZM97 200V201H96ZM37 201H36V203H37ZM67 201V202H66ZM111 201V200H110ZM13 202V203H12ZM33 202V204H35ZM44 202H45V204H44ZM62 204H61V203ZM96 203L95 205H101V204H103V203ZM23 203H25V204H23ZM59 203L61 204V205H59ZM66 203V204H65ZM5 204V205H4ZM10 204V205H9ZM12 204H13V206H12ZM2 205V206H1ZM8 205V206H7ZM18 205V206H17ZM23 205V206H22ZM25 205V206H24ZM50 205V206H49ZM66 205V206H65ZM11 206V207H10ZM28 206H30L29 208H28ZM59 206H61V208L59 207ZM101 206H106V205H101ZM8 207H10L11 209H7ZM23 207H25V209L23 208ZM49 207V208H48ZM55 207V208H54ZM57 207V208H56ZM64 207V208H63ZM66 207V208H65ZM95 207V206H94ZM4 210H3V209ZM17 208H19V209H17ZM24 209V211H26L27 210V212H25V214H24V211H23V213H22V211L20 210V209ZM26 208H28V209H26ZM51 208V209H50ZM5 209H7V210H5ZM16 209V210H15ZM39 209H40V211H39ZM47 209V210H46ZM54 209H56V210H58V211H56V210H53ZM64 211H63V210ZM95 209H96V207H95ZM12 210V211H11ZM15 210V212L17 213V215H16V213L15 212H13ZM20 210V211H19ZM28 210H30V211H28ZM37 210V211H36ZM62 210V211H61ZM66 210H67V212H66ZM39 211V213H36V212H38ZM61 211V212H60ZM13 213V215H12V213ZM30 212V213H29ZM42 213V215H41V213ZM46 212V213H45ZM52 213V217H53V215L55 216V214L53 213V212H59L58 213V216L56 215V217H53V219H52V217H49L51 214L50 213ZM20 213H22V214H20ZM64 213H66V214H64ZM15 214V215H14ZM57 214V213H56ZM60 214V215H59ZM63 214L65 215V217L63 216ZM1 216H3L2 214H0ZM47 215V216H46ZM3 216V217H4ZM8 216H10V219H9V217ZM14 216V217H13ZM16 216V217H15ZM19 216V217H18ZM59 216H60V219H57V218H59ZM67 216V217H66ZM74 216V215H73ZM46 218V219H45ZM48 218V219H47ZM62 218V219H61ZM8 219V220H7ZM64 219H65V221H64ZM68 219V220H67ZM73 219H75V220H73ZM53 220V221H52ZM56 220V221H55ZM79 222H78V221ZM11 221V222H10ZM15 221V222H14ZM17 221V222H16ZM59 221V222H58ZM81 221V222H80ZM20 222V223H19ZM42 222V223H41ZM50 222V223H49ZM62 222H63V224H62ZM65 222V223H64ZM75 222V223H74ZM3 223V224H2ZM6 223V224H5ZM7 223H9V225L7 224ZM15 223V224H14ZM24 223H25V220H24ZM53 223V224H52ZM74 223V224H73ZM82 223V224H81ZM16 224H21V225H16ZM14 225V226H13ZM5 226V227H4ZM6 226H7V228H6ZM17 226H19V227H17ZM33 226V225H32ZM41 226H43V227H41ZM63 226V227H62ZM65 226V227H64ZM82 226V227H81ZM12 227V228H11ZM23 227H24V225H23ZM44 227H45V229H46V227H47V231L44 229ZM50 227V228H49ZM18 228V229H17ZM21 229H23L22 228V226L20 227ZM58 228V229H57ZM62 228V229H61ZM4 229V230H3ZM15 229V230H14ZM20 229V230H21ZM55 230V231H54ZM72 230H74V232L72 231ZM76 230V231H75ZM9 231V232H8ZM36 231H39V232H36ZM51 231H53L52 233H51ZM57 231V233H55ZM71 231H72V233H71ZM16 232H18L17 234H16V236H15V233ZM9 233V234H8ZM47 233V234H46ZM69 233V234H68ZM71 233V234H70ZM35 234H37V235H35ZM45 236H44V235ZM53 234H55V235H53ZM14 235V236H13ZM18 235V236H17ZM23 235V234H22ZM53 235V236H52ZM71 235V236H70ZM49 236V237H48ZM68 236V237H67ZM8 237V238H7ZM14 237L17 239V241H16V239H14ZM38 237V238H37ZM45 237V238H44ZM71 237V238H70ZM13 238V242L15 243V247L13 246L12 247V249L11 250H9L11 247H10V245L11 244H14V243H11L12 242V239ZM19 238V239H20ZM36 238H37V240H36ZM47 238V239H46ZM6 239V240H5ZM51 239V240H50ZM6 241L7 242V244L4 242V241ZM43 240V241H42ZM68 240V241H67ZM9 241V242H8ZM46 243H45V242ZM65 241H67V242H65ZM16 242H18V244L16 243ZM33 242V243H32ZM36 242V243H35ZM50 242V243H49ZM4 243V244H3ZM10 243V244H9ZM29 243H31L30 245H29ZM39 243V244H38ZM45 245H44V244ZM33 244H35L37 247H35V245H33ZM43 244V245H42ZM49 244V245H48ZM2 245V246H1ZM3 245H5V246H3ZM42 245V246H41ZM62 245V246H63ZM67 245H65V246H63V248L61 247V250L62 249H64V247H66ZM28 246H29V248H28ZM34 246V247H33ZM41 246V247H40ZM49 247V248H48ZM4 248V249H3ZM28 248V249H27ZM31 248V249H30ZM38 248V249H37ZM39 248H41V249H39ZM30 249V250H29ZM33 249V250H32ZM36 249V250H35ZM45 249H46V251H45ZM49 249H50V251H49ZM27 250V251H26ZM37 252V250H38V252H37V254H35L36 252ZM40 250V251H39ZM9 251H11L10 253H9ZM13 251V252H12ZM17 252V251H16ZM28 252V253H27ZM44 252H46V254L44 253ZM8 253L9 254V256H10V258H8L9 256H8V254H7V256L6 257H2V256H5L6 254ZM36 255V256H34V254ZM41 253V254H40ZM42 253H44V254H42ZM5 254V255H4ZM29 254V255H28ZM32 254V255H31ZM45 255V256H44ZM26 256V257H25ZM27 256H28V258H27ZM32 256V257H31ZM21 257V258H22ZM35 257H37L36 259H35ZM39 258H41V260L39 259ZM44 258V259H43ZM30 259H32V260H30V262H29V260ZM37 259H38V261H37ZM43 260V261H42ZM37 261V262H36ZM42 261V262H41ZM0 262V263H1ZM36 262V263H35ZM41 262V263H40ZM14 264H16V262L14 263Z\"/></svg>",
	"mask_w": 264,
	"mask_h": 264
}]
</instances>
